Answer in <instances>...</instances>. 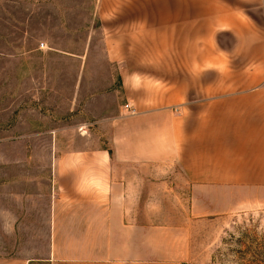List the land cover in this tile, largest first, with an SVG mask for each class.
Listing matches in <instances>:
<instances>
[{
    "label": "crops",
    "instance_id": "0c3cea01",
    "mask_svg": "<svg viewBox=\"0 0 264 264\" xmlns=\"http://www.w3.org/2000/svg\"><path fill=\"white\" fill-rule=\"evenodd\" d=\"M262 7L101 0L108 44L122 46L108 54L122 68L113 93L134 112L118 103L100 118L109 147L54 154L47 255L5 256L0 247V264H146L132 206L168 186L169 174L193 188L264 187Z\"/></svg>",
    "mask_w": 264,
    "mask_h": 264
},
{
    "label": "rangeland",
    "instance_id": "374dc122",
    "mask_svg": "<svg viewBox=\"0 0 264 264\" xmlns=\"http://www.w3.org/2000/svg\"><path fill=\"white\" fill-rule=\"evenodd\" d=\"M100 2L0 0L5 256L47 255L54 154L109 147L108 125L99 120L128 103L113 93L122 89V68L108 54L122 46L108 44ZM169 176L168 186L149 189L132 206L141 217L137 243L146 264H264V187L193 188L178 173Z\"/></svg>",
    "mask_w": 264,
    "mask_h": 264
},
{
    "label": "built area",
    "instance_id": "2783aa9c",
    "mask_svg": "<svg viewBox=\"0 0 264 264\" xmlns=\"http://www.w3.org/2000/svg\"><path fill=\"white\" fill-rule=\"evenodd\" d=\"M125 107L127 108V110L130 112V113H133L134 112V109L131 107V105L129 103H126L125 104Z\"/></svg>",
    "mask_w": 264,
    "mask_h": 264
}]
</instances>
